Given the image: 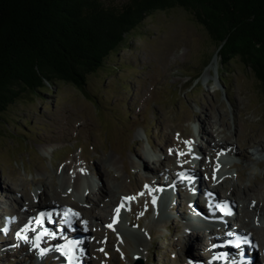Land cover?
<instances>
[{"label":"rangeland","instance_id":"rangeland-1","mask_svg":"<svg viewBox=\"0 0 264 264\" xmlns=\"http://www.w3.org/2000/svg\"><path fill=\"white\" fill-rule=\"evenodd\" d=\"M107 1L121 4L128 0ZM127 46L112 53L104 69L89 76L90 96L58 83L26 96L0 115V210L6 212L18 205L14 197L24 194L30 202H34L32 195L40 202L61 199V204L74 208L88 205L87 198L94 202V214L100 216V222L94 220L102 234L95 252L84 256V263L136 264L137 255L142 264H190L187 260L194 262L202 255L194 232L185 233L183 207L175 209V200L166 201L161 203L163 214L156 215L154 198L147 197L144 190L136 192L135 182L137 186L151 184L160 172L151 170V176H146L140 170L142 159L147 158L154 168L157 158L173 157L174 164L164 162L175 168L183 160L178 153L196 149L204 154L196 166L203 171V190L207 185L210 191L229 194V185H236L239 199L232 198L240 212L248 215L240 218L242 224L262 244L264 206L256 213L248 201L254 197L264 204V92L252 70L239 60L227 70L220 61L218 68L213 66L216 43L182 7L148 15L128 36ZM206 71L209 75L204 76ZM211 104L214 109L209 114ZM219 122L225 124L220 135L215 132ZM214 123H218L216 127ZM212 138H229L230 145H235L228 146L231 150L236 147L233 164L216 166L213 152L216 156L218 150L210 145ZM185 141H191L190 150ZM141 176L144 178L138 180ZM251 184L255 189L248 191L247 197L243 190ZM4 190L9 196L3 195ZM100 190L105 202L97 203ZM129 194L135 197L130 209L139 206L136 216H140L142 230L127 231L119 224L107 229L116 205ZM184 195L192 198L189 193ZM116 198L119 200L113 204ZM149 202L151 210L146 211ZM25 205L29 208L35 203ZM17 221L10 229L15 233ZM2 222L0 216V226ZM123 224L129 227L128 220ZM95 228L92 225L90 234L97 235ZM196 229L204 234L201 228ZM8 237V254L0 258V264H65L55 254L39 257L28 242L20 244L16 235ZM1 240L7 242L8 238ZM88 241L91 244L92 238Z\"/></svg>","mask_w":264,"mask_h":264},{"label":"trees","instance_id":"trees-1","mask_svg":"<svg viewBox=\"0 0 264 264\" xmlns=\"http://www.w3.org/2000/svg\"><path fill=\"white\" fill-rule=\"evenodd\" d=\"M173 7L205 27L222 69L239 60L264 92V0H0V115L58 83L90 96L89 76L148 15Z\"/></svg>","mask_w":264,"mask_h":264},{"label":"bare ground","instance_id":"bare-ground-1","mask_svg":"<svg viewBox=\"0 0 264 264\" xmlns=\"http://www.w3.org/2000/svg\"><path fill=\"white\" fill-rule=\"evenodd\" d=\"M213 66H216L217 68H218V64H219V59H218V54L214 57V59H213V63H211ZM217 70V69H216ZM209 73V71H206L205 72V74H204V76H206L207 74ZM209 75V74H208ZM205 78V77H204ZM207 78H209V77H207ZM207 78H205V79H207ZM214 109V105L213 104H211L210 106H209V109H208V111H209V114H212V110ZM217 124L218 123H214V127H216L217 126ZM225 124L223 123V122H219V124H218V126H217V128H216V130H215V132H218V135H220L221 133H222V129L221 128H223V126H224ZM206 132V131H205ZM205 135V134H204ZM229 138H226L224 141L222 140V141H220V140H218V139H216V138H212L211 140H210V145L211 146H214L215 148H217L216 150H218V151H220V150H225V149H231V148H229V147H232V146H235V145H230V143L231 142H229L230 140H228ZM170 143H172V141L170 140ZM180 146H181V144H180ZM229 146V147H228ZM138 153V152H137ZM164 160H170V162H172L173 161V158L172 157H168V156H164L162 159H160L159 160V169H161V168H163V172L164 173H166V172H168L169 170H168V167L166 166V163L164 162ZM142 163H143V166L142 167H144L145 169L146 168H148V167H150V165H149V163H148V159L147 158H144V159H142ZM185 175H187V174H185ZM144 177H137V179L138 180H141V179H143ZM77 180H78V178L75 180V184L77 185ZM154 180V179H153ZM149 182H152L150 179H149ZM199 182H200V180H199ZM154 183H156V180H155V182H153V183H151V184H154ZM221 184V183H220ZM122 185V189H125V187L123 186V184H121ZM231 187V191H230V193L229 194H225V195H220L219 194V196L220 197H218V203L219 204H222L221 202H227L228 204H230L231 206H233V204H234V201H233V198H232V196L233 197H235V198H237V196L239 195L238 193H239V190H238V188L236 187V185H234V184H231V185H229V188ZM103 188H101V190H102ZM201 189V188H200ZM255 188H254V185H248L244 190H243V192H244V194H246V196L247 197H249V195H248V191H250V190H254ZM98 191L97 192V194H98V198H97V201L99 202V203H101V202H105V197H104V194L105 193H103V191ZM219 190H217V192H218ZM4 192V196H9L8 195V191H6V190H4L3 191ZM185 194H187L188 195V193H185ZM216 194V193H215ZM217 195V194H216ZM3 196V197H4ZM28 196V195H27ZM87 196H88V194H87ZM218 196V195H217ZM18 198H20V197H18ZM121 198V197H120ZM250 200H252L253 201V204H252V207H253V209H254V212H261L262 211V206H264V204L262 203V202H260L259 200H255L254 199V197L253 198H251ZM116 201H117V199H116ZM122 201V200H121ZM249 201V200H248ZM89 202H90V200H89ZM56 204V202L54 203V205ZM201 203H199V204H197L198 206L200 205ZM62 205H65V204H62ZM109 205V204H108ZM26 206V205H25ZM25 206H19V208H18V211H29L28 210V208L26 207L25 208ZM35 207V206H34ZM79 210H83L82 212H83V215H84V212H85V214L87 215V214H91V213H93V210H94V207H93V204H91L90 203V205H88V206H83V207H79L78 208ZM13 210H14V212L17 210V208L14 206L13 207ZM243 210H245V209H243ZM215 211L217 212V214L219 215V212L217 211V209L215 208ZM264 211V210H263ZM253 212V213H254ZM247 212H240V210H238V209H236V215H235V218H228L227 219V221H228V224H229V226H230V229H233L234 228V224H237V225H240L241 227V229L242 228H245L246 226L245 225H241V224H239L237 221H240V218H245V214H246ZM85 215V216H86ZM247 215V214H246ZM85 216L82 218L83 219V221H84V218H85ZM248 216V215H247ZM120 217V218H119ZM118 217V219H117V221L120 223L121 222V220H122V215H120ZM235 219V220H234ZM233 220L235 221V222H233ZM242 222V221H241ZM92 225L93 224H89V226L86 228V231H85V233L83 234V236H87V235H89L90 233H91V231H92ZM118 225V224H117ZM196 229H194V237H195V239L198 241V244H201V245H204V243H205V241H203L202 240V238H201V236H200V232H198V231H195ZM245 230V229H244ZM249 230H251V229H249ZM203 231V230H202ZM245 232H247V233H250L251 234V236H252V238H254L256 241H257V247H259L260 249H263L264 250V240H263V243L261 244V242H259L260 240L258 239V238H256V237H254V235L250 232V231H247V230H245ZM77 233H82V231L80 230V229H77ZM97 234H99V232L97 231ZM218 234H222V230L221 231H219V233ZM191 235V234H190ZM56 236H58V235H56ZM203 237H204V235H203ZM0 238H6V237H4V236H1ZM58 238V237H57ZM209 239H213V241H215L216 239H214L213 238V236H209ZM71 240V239H70ZM3 241H4V239H3ZM43 242H44V239L42 240ZM200 242V243H199ZM33 243V242H32ZM34 244V243H33ZM189 245H190V243H189ZM197 247H198V245H197ZM202 249H205V246L202 248ZM199 255V254H198ZM231 256V255H230ZM229 256V257H230ZM232 257V256H231ZM197 259H199V258H197ZM256 260H257V262H259V264H264V263H262V261L260 260V258L258 259V257H256V258H254V259H251V260H249L248 261V263L247 264H257L256 263ZM202 261H205V259H202Z\"/></svg>","mask_w":264,"mask_h":264},{"label":"snow or ice","instance_id":"snow-or-ice-1","mask_svg":"<svg viewBox=\"0 0 264 264\" xmlns=\"http://www.w3.org/2000/svg\"><path fill=\"white\" fill-rule=\"evenodd\" d=\"M184 143L186 145H189V150H190L191 141H185ZM169 151L171 152L172 150L170 149ZM184 154L185 153H183V152L178 153V155H181V156L184 155ZM81 171H83V169H81ZM179 176H180L181 179H185V178L190 179L189 177H185L184 173H179ZM145 187H147V186H145ZM141 195H143V193H141ZM124 199L125 200H132V199H135V197H125ZM153 203H155V199H153ZM121 207H123V202L121 203L120 207H117L115 209L117 217L119 216ZM217 207H221V206L217 205ZM226 214H231V213H226ZM45 215H46L45 213H41L40 216L36 218V223L37 224H42L43 223V218H44ZM47 215H50V214H47ZM64 215H65V218H66V222L70 223L71 217L72 216H78V213L72 212L71 209H66ZM115 222H116V220L114 218L113 223H115ZM30 223H31V221H30ZM108 227L111 228L112 225L110 224V225H108ZM5 231H7V230L5 229ZM27 231H28V226L26 225L21 230V232H17V234H16L17 235V239L27 240V237L25 235L21 234V233H26ZM46 234H48L47 230H45V232L41 233L40 236H37L36 237V241L38 242L40 240L41 236L46 235ZM229 235H231V233ZM229 243L231 244L233 242L229 241ZM242 243H249L247 237H244V238L237 237L236 240H235V247L239 249ZM38 246H39L38 243H34V247H38ZM74 247H75V242H71L70 241L68 244L64 245L63 248L61 249V251H64L65 249L68 250V251L65 252V255L69 256V264H72V257H71L70 253H71V249L74 248ZM41 254H43V251H42ZM215 258L218 259V258H221V257H215ZM233 264H236V262L234 261Z\"/></svg>","mask_w":264,"mask_h":264}]
</instances>
